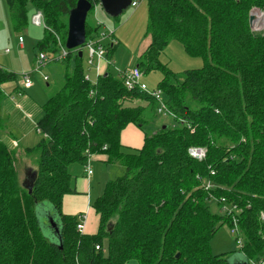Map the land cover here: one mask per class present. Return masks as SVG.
<instances>
[{
    "label": "trees",
    "instance_id": "trees-1",
    "mask_svg": "<svg viewBox=\"0 0 264 264\" xmlns=\"http://www.w3.org/2000/svg\"><path fill=\"white\" fill-rule=\"evenodd\" d=\"M77 1L6 0L18 29L28 23L29 4L42 12L46 30L36 56L59 50L56 34L65 45ZM254 8L264 12V0H148L152 40L137 65L144 74L161 70L157 88L173 123L146 133L133 153L121 150V132L130 123L145 130L156 101L128 90L109 71L92 85L83 56L69 50L74 68L43 105L37 122L43 138L26 150L36 154L38 166L24 182L17 155L0 137V264H264V31L249 24ZM100 29L86 22L87 37ZM171 40L204 59L203 67L187 70L180 81L160 61ZM15 78L0 68V85ZM3 131L0 119V136ZM191 146L206 148V157H191ZM87 150L106 153L126 169L93 202L99 227L92 235L79 233L78 217L62 211L64 196L74 191L69 167L84 164ZM198 174L215 187L206 190ZM222 197L239 210L240 259L211 249L217 231L233 226L220 210ZM41 216L59 227L50 224L53 240Z\"/></svg>",
    "mask_w": 264,
    "mask_h": 264
},
{
    "label": "rangeland",
    "instance_id": "rangeland-1",
    "mask_svg": "<svg viewBox=\"0 0 264 264\" xmlns=\"http://www.w3.org/2000/svg\"><path fill=\"white\" fill-rule=\"evenodd\" d=\"M135 1L138 2L137 5H130L117 17L107 14L101 4L95 5L89 11L87 16L88 24L95 25V23L100 22L105 29L113 31L112 38L106 39L104 45L107 48V53H110L109 56L106 54L105 58L111 59L108 71L116 78L119 77V71L133 67L140 62V56L146 52L152 40L151 34L148 31V0ZM36 12L37 9L29 4L27 7L28 23L25 27L18 29L14 27L13 20H11L9 6L6 0H0V54L3 52L4 48H8L11 51L8 57L13 61V65H15L13 72L15 74L18 73V77L13 80V84L16 82V79L19 78L21 86L18 90L19 94L17 91L10 94L12 97H15L14 100H12L9 95L2 97L3 100L0 98L1 105L8 104L10 106V108L8 107L6 110L1 107L0 119L4 125V131L2 133L5 134H2V136L5 135V141L3 142L10 149H13L15 155H17L16 167L21 182H24V179L28 174H31L30 172L32 169H35L38 166L36 154H30L26 151L28 148L37 147L43 138L42 134L37 132L36 124L34 122L35 120L33 119L35 117V119L40 116L42 117L44 114L43 105L49 97L54 95L62 87L66 73L71 71L75 64V55H73L70 58H51L48 64L41 67L40 70L37 69L38 63L37 59L33 58L32 44H35V36L41 37L40 40L44 38L46 29L44 26H39L33 22L32 19ZM260 12L264 16V12L261 10ZM256 27L259 28L256 32L262 33L264 29H260L264 27V21L258 23ZM20 37H22L26 43V49L23 50V52H20L18 47ZM113 40L115 41V47L111 49L109 46ZM31 49L32 54H30ZM53 53L54 52H48L49 55ZM73 54H76L75 51H73ZM20 59L22 61H20ZM160 61L163 64H167L168 68L175 74V79L178 81L183 80L187 70L200 68L204 65V59L202 57L190 56L185 51L183 45L177 40H171L164 48L160 55ZM82 62L85 73L90 75V83L92 85L96 84L98 79V60L95 59L94 63H90L89 51L83 49ZM24 72L30 73L33 83V88L31 89L25 88L23 80L21 79V74ZM45 76L48 77V80L44 79ZM162 77L163 74L161 70L152 69L144 74L143 81L147 84L150 90H153L158 87ZM33 101L38 105V114L34 112L33 115H31V109L28 108L27 104H30ZM136 103L150 105L148 101L136 100ZM131 105H135V102ZM147 119L148 121L144 124V128L147 130L153 122H156L159 127L164 124L173 123V117L171 115L164 116L157 112V105L155 110L149 107ZM23 131L29 132V135L26 136L24 140L20 138L23 137L20 136ZM150 133L151 131H149V134ZM14 137L20 140V145L17 148H13ZM29 169L31 171H29ZM116 173L117 171H115L110 177L116 179ZM122 173L124 174L125 172ZM52 214H54L53 211ZM41 222L47 237L50 240H53V232L50 227L51 219L41 216ZM236 237L237 236L231 232L228 224L223 225L211 241L213 254L218 255L229 253L232 260L240 259L241 253L239 252V249L241 247L238 246Z\"/></svg>",
    "mask_w": 264,
    "mask_h": 264
},
{
    "label": "crops",
    "instance_id": "crops-1",
    "mask_svg": "<svg viewBox=\"0 0 264 264\" xmlns=\"http://www.w3.org/2000/svg\"><path fill=\"white\" fill-rule=\"evenodd\" d=\"M38 11V10H37ZM41 37H34L33 43V58H36L37 51L35 50V46L37 45V42ZM115 42V41H114ZM6 45V44H5ZM19 50L20 52H23V50L26 49V43L25 40L21 42L19 39ZM8 48H4L3 52H1L0 56V68L5 69L7 72H13L15 65H13V61L8 57V55L11 53V51ZM32 49L30 54H32ZM22 57V56H21ZM23 59V58H22ZM20 61H22L20 59ZM109 65L107 66V63L103 61L101 63V73L107 72L109 69ZM16 72V71H15ZM14 73V72H13ZM86 74V73H85ZM16 77H18V73L16 74ZM13 80L6 81L0 85V98L4 97L5 95L11 96L12 100L15 99V97L10 94L15 93L16 91L21 88L19 83V78L16 79V82L13 84ZM33 88V84L28 89ZM19 94V92H18ZM30 96V95H29ZM31 97V96H30ZM3 100V98H2ZM48 100V99H47ZM27 104V103H26ZM28 108L31 109L30 114L33 115L34 112L38 114V105L36 103L31 102L30 104H27ZM4 108L5 110L10 108L8 104H0V109ZM43 116V115H42ZM36 118V117H35ZM35 120L36 128H37V122L41 118L38 117ZM165 126V125H164ZM158 124L156 122H153L151 126L147 129H143L133 123L128 124L121 132V150L125 153H133L142 148L144 144V138L145 134L151 131L150 134L154 133L156 129H158ZM148 131V132H147ZM37 132L40 133L37 129ZM1 133V140L5 141V135L2 136ZM29 135V132L23 131L20 136L21 139L24 140L26 136ZM14 145L13 148L19 147L20 143L18 138H13ZM84 164H72L69 167L70 173L72 175V187L74 189L73 192L66 194L63 198V204H62V211L65 214L68 215H74L77 216L81 213L87 214V220L85 223V231L84 234L92 235L97 233L98 227H99V216L95 211V208L93 207V202L102 196V194L105 191L106 185L115 180L110 177L115 171L117 173L115 174V178L123 176L124 174L122 172H125V168L119 161H110L109 155L106 153H100V154H93L91 157V167H92V174L88 175L85 173L84 170ZM123 174V175H121Z\"/></svg>",
    "mask_w": 264,
    "mask_h": 264
},
{
    "label": "built area",
    "instance_id": "built-area-1",
    "mask_svg": "<svg viewBox=\"0 0 264 264\" xmlns=\"http://www.w3.org/2000/svg\"><path fill=\"white\" fill-rule=\"evenodd\" d=\"M137 1H132V6L137 5ZM33 22L35 24H38L39 26H46L44 22V16L42 12L39 10L35 13L33 16ZM97 25L101 27L99 32L96 35H93V37H87L85 43L80 47V49H87L89 51L90 55V63H94V60H98V66H97V71H98V76L102 75L101 73V63L105 61L107 63V66L111 64V59H106V53H107V48L104 45V41L106 39L112 38L113 36V31H110L109 29H105L102 25V23L97 22ZM259 29L258 27H255L253 30L257 31ZM264 27H262L260 30H263ZM58 46H59V51L56 53H53L49 55L46 51H41L38 53L36 56L37 59V69L40 70L41 67L44 65L48 64L49 60L51 58L53 59H62L65 57L69 56V49L65 47V45L61 41V37L56 34ZM20 41H23V38L20 37ZM111 44H114V40ZM61 50V53H60ZM79 50L75 49V52L77 53ZM8 51V50H7ZM119 77L123 80V83L125 87L128 90H137L140 91L147 96H149L151 99L155 100L157 103V112L161 115H173L172 112L169 110L168 105L166 103V100L164 99L163 92L160 88H156L153 90H150L147 86V84L143 81L144 77V72L140 69L138 65H135L133 67L127 68L125 70L119 71ZM21 79L23 80L25 88H29L32 86V79L30 76L29 72H24L21 74ZM45 80H48V77H44ZM85 79L87 81L90 80V75L85 74ZM107 145L103 147V149H106ZM188 152L191 157L201 161L206 157V148L204 147H198V146H191L188 149ZM95 153H92L91 151H86V160H85V165H84V170L85 173L90 175L92 174L93 170L91 167V157ZM215 170L211 169L210 174L215 175ZM197 178L202 182V186L206 190H210L215 187V182L209 178V177H203L202 175H197ZM211 199H215V197H211ZM222 205H221V211L226 214L227 216H230L233 222V226L230 228L231 232L234 233L237 237V243L239 247H242L244 244L243 237L239 235V226H238V218L234 212H239L238 207L236 205H231L227 202V200L222 197L221 199ZM261 219L264 221V212L261 213ZM87 220V214L86 213H81L78 215V224H77V230L79 233L84 234L85 231V223ZM96 249H100V246L97 245Z\"/></svg>",
    "mask_w": 264,
    "mask_h": 264
},
{
    "label": "water",
    "instance_id": "water-1",
    "mask_svg": "<svg viewBox=\"0 0 264 264\" xmlns=\"http://www.w3.org/2000/svg\"><path fill=\"white\" fill-rule=\"evenodd\" d=\"M99 4L103 7L105 12L110 16L117 17L131 4L132 0H99ZM93 8V3L89 0H78L75 7L70 10L68 16V30L66 36L65 47L69 50L78 49V55L83 56V50L80 49L86 40V22L89 11ZM256 12L260 9L254 8L250 12L249 24L252 29L256 27ZM167 125L163 126L164 128ZM32 186L29 191L31 192ZM51 225L56 231L59 230L57 224L51 219ZM179 257V254H177ZM240 264H247L242 262Z\"/></svg>",
    "mask_w": 264,
    "mask_h": 264
},
{
    "label": "bare ground",
    "instance_id": "bare-ground-1",
    "mask_svg": "<svg viewBox=\"0 0 264 264\" xmlns=\"http://www.w3.org/2000/svg\"><path fill=\"white\" fill-rule=\"evenodd\" d=\"M257 18H256V25H258V23L263 22L264 21V16L261 12H256Z\"/></svg>",
    "mask_w": 264,
    "mask_h": 264
}]
</instances>
